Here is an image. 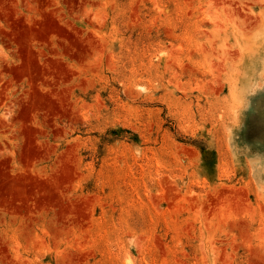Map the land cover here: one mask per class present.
Instances as JSON below:
<instances>
[{"label":"rangeland","instance_id":"obj_1","mask_svg":"<svg viewBox=\"0 0 264 264\" xmlns=\"http://www.w3.org/2000/svg\"><path fill=\"white\" fill-rule=\"evenodd\" d=\"M264 0H0V264H264ZM260 55L244 71L259 79Z\"/></svg>","mask_w":264,"mask_h":264},{"label":"clouds","instance_id":"obj_2","mask_svg":"<svg viewBox=\"0 0 264 264\" xmlns=\"http://www.w3.org/2000/svg\"><path fill=\"white\" fill-rule=\"evenodd\" d=\"M241 44L243 45L244 53L242 70L236 74L238 89L243 93H247L252 88L264 89V69L259 72V79L244 71L246 58L254 61L258 54H264V21H258L247 28L241 38ZM260 60L264 64V55H260ZM238 163L242 164L244 170L253 178L256 177L257 172L261 173L260 180L256 181V190L260 195L264 196V153H257L254 157L245 155Z\"/></svg>","mask_w":264,"mask_h":264}]
</instances>
